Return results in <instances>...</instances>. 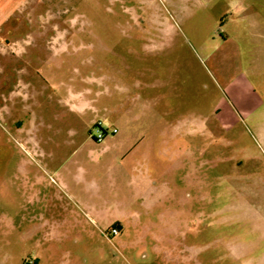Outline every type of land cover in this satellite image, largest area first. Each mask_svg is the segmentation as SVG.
Instances as JSON below:
<instances>
[{
	"label": "rangeland",
	"instance_id": "1",
	"mask_svg": "<svg viewBox=\"0 0 264 264\" xmlns=\"http://www.w3.org/2000/svg\"><path fill=\"white\" fill-rule=\"evenodd\" d=\"M0 264H264V0H0Z\"/></svg>",
	"mask_w": 264,
	"mask_h": 264
},
{
	"label": "built area",
	"instance_id": "2",
	"mask_svg": "<svg viewBox=\"0 0 264 264\" xmlns=\"http://www.w3.org/2000/svg\"><path fill=\"white\" fill-rule=\"evenodd\" d=\"M94 128H95V133L94 134H91V137L94 139V141L96 143H99V144L102 143V142H104V140H105V138H106V136L108 134L114 135V134L117 133V129L116 128H113L110 131L108 128H106L104 126V124H103L102 121L95 122L94 123ZM118 233H119L118 230L115 229V228L112 229V231H111V234H113V235H117Z\"/></svg>",
	"mask_w": 264,
	"mask_h": 264
},
{
	"label": "crops",
	"instance_id": "3",
	"mask_svg": "<svg viewBox=\"0 0 264 264\" xmlns=\"http://www.w3.org/2000/svg\"><path fill=\"white\" fill-rule=\"evenodd\" d=\"M3 56V55H2ZM94 122V121H93ZM95 123V122H94ZM93 123V124H94ZM138 187H139V189H141V190H145V191H147L148 192V189H150V181H149V179H147V178H140V181L138 182ZM147 192H146V194H147Z\"/></svg>",
	"mask_w": 264,
	"mask_h": 264
}]
</instances>
